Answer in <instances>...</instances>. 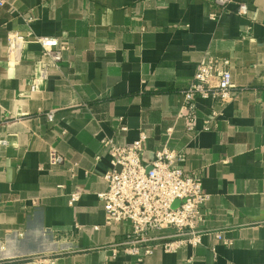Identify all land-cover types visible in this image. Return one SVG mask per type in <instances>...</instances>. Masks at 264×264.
I'll return each instance as SVG.
<instances>
[{
	"label": "crops",
	"instance_id": "1",
	"mask_svg": "<svg viewBox=\"0 0 264 264\" xmlns=\"http://www.w3.org/2000/svg\"><path fill=\"white\" fill-rule=\"evenodd\" d=\"M4 1L0 264H135L113 247L131 224L106 225L98 194L111 167L103 139L129 146L141 130L144 162L164 147L184 150L185 170L209 195L200 245L157 247L144 264H264V0H233L224 11L215 0ZM14 34L31 36L17 60ZM41 36L68 46L33 91ZM211 58L229 61L238 91L225 105L197 97L198 129L222 114L192 135L179 116L182 90Z\"/></svg>",
	"mask_w": 264,
	"mask_h": 264
},
{
	"label": "built area",
	"instance_id": "2",
	"mask_svg": "<svg viewBox=\"0 0 264 264\" xmlns=\"http://www.w3.org/2000/svg\"><path fill=\"white\" fill-rule=\"evenodd\" d=\"M232 1L215 0V4L220 11H224ZM4 4L5 1L0 0V7ZM238 12L246 14L247 6L240 4ZM217 15L218 12H213L210 17L216 19ZM28 37L31 36L14 34L9 37L10 58L18 59ZM35 40L42 46V52L37 67L39 71L31 86L33 91L47 77L49 67L61 60L62 52L68 46L56 37L41 36ZM45 58L51 63H47ZM229 64L227 59L220 58L201 63L193 81L182 90L185 103L179 116L185 119L190 134L211 130L216 125V118L222 114L214 111L204 127L198 129L197 97L210 98L225 105L237 93L238 87L232 82ZM214 77L218 78L217 84L212 83ZM47 115L50 120L53 119L52 112ZM147 140V133L141 130L138 139L129 146L117 145L112 138L102 141L110 155L111 167L103 175L107 190L100 192L98 197L104 204L106 225L114 227L125 221L131 224V231L113 247L136 256L135 264H144L145 258L157 247L170 253L184 246H199L203 235L199 226L203 218L202 207L209 198L202 177L185 170L187 154L184 150L164 147L144 162ZM57 160L62 159L58 157ZM78 199L79 194H72L70 204ZM216 237L230 244L221 232Z\"/></svg>",
	"mask_w": 264,
	"mask_h": 264
}]
</instances>
